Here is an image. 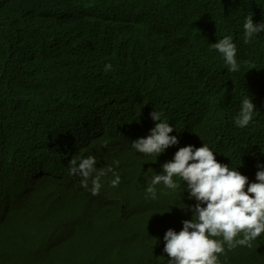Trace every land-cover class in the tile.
<instances>
[{"label":"trees","instance_id":"16d2710c","mask_svg":"<svg viewBox=\"0 0 264 264\" xmlns=\"http://www.w3.org/2000/svg\"><path fill=\"white\" fill-rule=\"evenodd\" d=\"M251 14L264 22V0H0V264H168L164 235L181 231L197 202L179 180L175 191L161 184L156 200L146 198L162 164L113 137L133 130V141L136 132L146 138L156 123L149 114L167 121L163 105L186 95L180 84L210 99L220 98L214 91L244 99L237 86L264 79V32L244 43ZM227 35L237 46L235 73L210 46ZM126 56L147 82L129 79ZM147 57L151 68L140 62ZM115 78L147 89L146 101L106 83ZM73 88L82 93L68 96ZM221 129L237 137L223 164L257 182L264 160L237 150L245 136L235 123L223 119ZM88 156L97 169L112 166L119 185L109 186L108 172L98 195L91 180L83 188L69 161ZM231 251L247 252L237 264H264V233Z\"/></svg>","mask_w":264,"mask_h":264},{"label":"clouds","instance_id":"9594fccd","mask_svg":"<svg viewBox=\"0 0 264 264\" xmlns=\"http://www.w3.org/2000/svg\"><path fill=\"white\" fill-rule=\"evenodd\" d=\"M252 15L247 16L242 25L245 44L250 43L254 35L264 32V22L254 24ZM210 46L221 55L229 72L235 73L240 70L241 66L236 59L237 46L230 35L224 36ZM126 59L130 62L128 66L130 73L131 59L129 56H126ZM104 71H112L111 63L105 65ZM216 98H208L201 103L212 107ZM197 102L187 94L177 96L170 103L163 105V115L167 120L171 113L187 118L197 109ZM255 110L252 98L245 97L238 114L234 117L235 126L246 128L253 121ZM149 115L156 122L150 134L146 138L133 141L134 131H123L128 137L125 142L128 146L132 143V148L148 156L147 159L157 161L168 157L173 159L162 165L161 173L152 174L151 182L146 188V198L156 200V186L161 184L165 189L175 191L180 187L177 182L179 180L186 184L184 189L189 198H194L197 202L191 208L192 219L183 221L182 230L177 233L169 229L164 235L163 251L169 258L168 264H219V256L225 254V245L228 251L237 247L251 248L252 242L264 233V170L257 171V182H252L236 169L223 164L226 161L225 154L218 162L214 152L204 143L199 148L192 145L181 147L175 155H171L166 149L179 142L176 136L170 135L175 130L174 127L166 120L162 121L161 113L157 110ZM258 124L264 125L263 112ZM140 129L148 134L145 126H141ZM237 142L240 145L237 146V150L246 151L244 144L240 140ZM250 144L255 155L264 156V146L259 144L255 134ZM114 163L118 165L119 161ZM96 164L97 159L94 156L73 157L69 161V174L79 175L83 188L88 189L91 180L92 195L99 194L102 187L101 178L108 172H113L112 166L97 169ZM258 167L264 169V165ZM113 175L115 178L110 180L109 186L117 187L120 176L114 172Z\"/></svg>","mask_w":264,"mask_h":264},{"label":"bare ground","instance_id":"6f19581e","mask_svg":"<svg viewBox=\"0 0 264 264\" xmlns=\"http://www.w3.org/2000/svg\"><path fill=\"white\" fill-rule=\"evenodd\" d=\"M152 58L147 57L145 59L140 60L141 63L146 64L149 68L151 65ZM179 67L174 66L172 71L167 73V75L176 74ZM187 74H192L187 70H184ZM122 75V74H121ZM124 77V75H122ZM132 80L141 79L143 82H147L148 79L145 75L141 74H133L129 77ZM249 82L247 84L252 85V87L244 86V82L242 85H238L237 87L240 90L237 92L239 95L244 93V98L250 96L252 98V102H259L264 100V79L258 78V80L248 79ZM106 83L112 87L117 88L119 91L129 90L131 94L136 98V101L139 103H144L146 101L145 96L149 93L147 89L142 87L133 88L127 85L119 83V79L115 78L114 80H107ZM168 83H165L167 85ZM229 89H233V85L228 83ZM250 88L254 90L257 94L249 93L246 88ZM179 88L183 91L184 94L190 95L194 101H198L196 103L197 109L193 110L187 118H182L177 114L171 113L167 122L174 127V131L170 133L172 136H176L178 138V143L176 145H172L167 148V152L171 155H175L176 151L181 147H185L188 145H192L194 148H199L203 146V143L206 144L210 150L214 152L217 161L223 158V155L227 151H231L234 147L237 137L229 134L230 131H223L221 129L223 125V119L226 120L228 124L234 123V117L238 114L240 104L243 99H238L234 97L233 92L225 93L214 91V96H219L220 98H216L214 105L209 107L201 102L207 101L208 97L205 95L195 91L192 86L180 84ZM82 93L80 88H73L70 91H67V95L70 97L78 96ZM200 112V113H198ZM259 112L264 113V106L259 105L256 107L254 112V116ZM222 118V121H221ZM214 127H213V126ZM241 134H244L245 138H239L241 143L244 144V147L247 151V159L252 162H258L259 160H264V156L255 155L254 150L251 148V133L256 135V139L259 144L264 146V125L262 124H249L246 128H240ZM137 138H141V136L136 132ZM114 141L127 145L124 138L122 137H113ZM153 157V156H151ZM173 159V157H168L164 160L157 161L160 164H164ZM170 196L176 199V196L173 192H170ZM243 255H247V252H233V251H225V254L219 256V262L222 259L224 264H237L239 262L244 261ZM241 259V260H240Z\"/></svg>","mask_w":264,"mask_h":264},{"label":"flooded vegetation","instance_id":"af4514ba","mask_svg":"<svg viewBox=\"0 0 264 264\" xmlns=\"http://www.w3.org/2000/svg\"><path fill=\"white\" fill-rule=\"evenodd\" d=\"M130 73H131L132 75H133V74H136V71L133 69V67L131 68Z\"/></svg>","mask_w":264,"mask_h":264}]
</instances>
